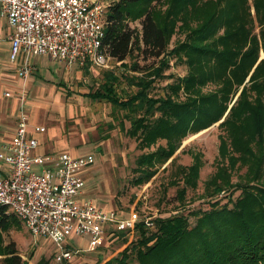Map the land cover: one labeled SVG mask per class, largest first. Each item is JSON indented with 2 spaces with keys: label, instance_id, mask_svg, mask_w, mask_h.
Here are the masks:
<instances>
[{
  "label": "trees",
  "instance_id": "1",
  "mask_svg": "<svg viewBox=\"0 0 264 264\" xmlns=\"http://www.w3.org/2000/svg\"><path fill=\"white\" fill-rule=\"evenodd\" d=\"M103 1L105 52L124 67L131 58L128 70L134 73L107 71L97 89L85 95L128 111L127 133L141 149L165 140L138 158L136 183H146L155 162L171 157L185 137L218 123V167L206 192L211 198L223 189L229 194L227 203L215 199L195 211L193 225L183 214L157 217L154 227L141 218L137 241L102 264H264V185L259 182L264 174V0ZM134 20L139 27L130 25ZM177 31L183 38L169 48ZM139 57L155 61L142 66ZM173 58L185 65L184 75H164ZM166 77L173 80L163 95H150L155 81ZM120 79L135 88L123 99L116 90ZM200 166L198 156L190 165L176 166L184 184L177 189L179 199L196 187ZM238 167L246 168V183H231ZM239 188H245L244 195L233 199L232 190ZM9 221L19 222L0 206V264H29L14 241L3 244Z\"/></svg>",
  "mask_w": 264,
  "mask_h": 264
},
{
  "label": "rangeland",
  "instance_id": "2",
  "mask_svg": "<svg viewBox=\"0 0 264 264\" xmlns=\"http://www.w3.org/2000/svg\"><path fill=\"white\" fill-rule=\"evenodd\" d=\"M130 25L139 27V22L134 20L130 22ZM182 38L183 35L179 31L173 34L169 48ZM1 53L6 54L5 51ZM48 58V61L41 60L43 71L33 66L29 77L18 79L14 91L9 90V92L15 98L24 94L22 101L16 99L17 107H25L29 116L35 109L37 110L36 119H30V121L39 123L45 130H49L39 135L40 139L50 135L48 140L43 141L46 149L67 151L73 155L91 154L93 156V164L86 175L85 195L81 197L90 198L97 205L114 209L124 215L135 211L143 219L150 217L152 225H148L149 227L155 226L153 219L157 217H169L176 214L185 215L193 225L196 220L193 213L199 209L209 208V201L218 199L220 204L227 203L229 191L226 189L217 193L214 198L206 192L207 188H211L207 186V181L216 173L218 167L219 139L222 134L218 123L185 137L171 157L162 162H155L152 167L155 173L146 183L137 184L136 177L139 174L137 169L140 168L137 163L138 158L155 152L158 146L165 145V140L160 139L150 147L141 149L138 146L139 140L127 133L130 125L127 118L128 111L105 100H93L85 95L97 89L107 71L115 75L133 74L134 72L128 70L133 60L127 58L124 61L127 67L122 66L120 62L110 60L104 67L86 63V66L73 65L68 68L63 62L49 56ZM153 61H155L154 58L139 57V64L142 66ZM169 63L170 68L164 75L171 73L182 76L186 73L185 65L174 58ZM172 80L173 78L169 77L156 80L150 89V95H163L166 84ZM38 87L45 89L48 95L44 96V92L36 95L34 88ZM132 89H135L134 86L124 79H120L116 85L121 99L125 98ZM29 107L31 108L28 112ZM121 122L124 123V128L120 125ZM194 156H198L201 161L199 179L196 187L188 188L181 200L176 192L184 184L176 173V166L190 165L194 161ZM245 170V167L235 168L231 172V183H246ZM259 182L264 185V174ZM243 190L245 191V188ZM243 190L242 188L232 190L233 199L242 197ZM228 205L231 206L232 203L229 202ZM7 224L6 229L2 230L3 244L14 241L17 250L29 264H46L41 262L42 258L49 259L47 264H58L54 260L55 245L53 243L47 239L33 237L20 221L18 224L12 221ZM69 238L71 247L80 248L81 251L73 256L68 264L93 262L102 264L125 247L131 246L139 236L138 230L129 234L119 232L114 236H107L103 245L94 251L84 250L87 246L85 237L73 235Z\"/></svg>",
  "mask_w": 264,
  "mask_h": 264
},
{
  "label": "built area",
  "instance_id": "3",
  "mask_svg": "<svg viewBox=\"0 0 264 264\" xmlns=\"http://www.w3.org/2000/svg\"><path fill=\"white\" fill-rule=\"evenodd\" d=\"M106 7L103 0H0V15L9 27L8 59L15 63L23 56L18 77L31 74L30 55H47L68 68L106 66L111 60L102 45ZM28 126L20 107L14 133L0 149L5 166V173H0V206H6L33 237L53 243L58 264H68L81 251L71 247L70 236L85 237L84 250L94 251L107 236L133 233L141 220L137 212L124 215L81 197L93 156L37 153L38 140ZM33 129L45 131L43 126ZM151 220L144 217L148 225Z\"/></svg>",
  "mask_w": 264,
  "mask_h": 264
},
{
  "label": "crops",
  "instance_id": "4",
  "mask_svg": "<svg viewBox=\"0 0 264 264\" xmlns=\"http://www.w3.org/2000/svg\"><path fill=\"white\" fill-rule=\"evenodd\" d=\"M0 18H1L0 19V51L6 52L5 55H2V53L0 52V149H1V146L5 142H7L13 135L17 124L18 112L21 106L17 107L18 100L16 99H19V97L15 98L14 95L9 92V90L14 91V89L16 88V84L18 83V79H20L17 75L16 69L20 65L23 56L22 55L19 56L15 63H11L9 61L8 59V53L10 48V42L8 40L9 27L7 25L6 19L2 15H0ZM48 59L49 58L47 55H30L29 61L32 65V71H33V66L39 71H43L44 67H42L43 66L42 61L45 60L48 61ZM111 60L113 59L111 58ZM31 77L34 78L33 76ZM34 90L36 92V95H39L42 92H44L43 93L44 96L48 95L47 91L45 89H42L41 87L34 88ZM6 93H9V95L8 96L5 95ZM30 108L31 107H29L28 112L30 111ZM23 110L27 118V122L29 124L28 126L29 133L35 136L38 140V146L35 151L41 154L59 152L55 150H48L43 145V141L48 140L50 135L44 136L43 138L40 139L39 135L44 134L49 130H45L43 132L34 131L33 129L34 126H42L39 123L36 124L30 121V119H34V120L36 119L37 110L35 109L31 116H29V113L26 112L25 107H23ZM50 133L52 134V132ZM41 146L43 147L41 148ZM0 173L1 174L5 173V166L3 165L2 162H0ZM21 257L25 259L23 255H21Z\"/></svg>",
  "mask_w": 264,
  "mask_h": 264
}]
</instances>
